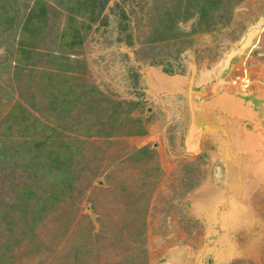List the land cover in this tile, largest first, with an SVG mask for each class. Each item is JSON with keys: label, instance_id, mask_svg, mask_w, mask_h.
I'll list each match as a JSON object with an SVG mask.
<instances>
[{"label": "rangeland", "instance_id": "374dc122", "mask_svg": "<svg viewBox=\"0 0 264 264\" xmlns=\"http://www.w3.org/2000/svg\"><path fill=\"white\" fill-rule=\"evenodd\" d=\"M72 1L0 17V261L264 264V0Z\"/></svg>", "mask_w": 264, "mask_h": 264}, {"label": "trees", "instance_id": "16d2710c", "mask_svg": "<svg viewBox=\"0 0 264 264\" xmlns=\"http://www.w3.org/2000/svg\"><path fill=\"white\" fill-rule=\"evenodd\" d=\"M5 2L3 3V11H0V17L2 18V19H4V16H6V18L4 19V21H5V23H11L10 25L12 26V24L14 23V17H10L9 15H7V12H5V10H6V7H7V5H8V0H4ZM89 0H73L72 1V3H71V5L70 6H68V9H72V7H73V5H75V4H77V3H81V4H85L86 2H88ZM95 2H96V0H94V2H93V4H95ZM2 8V7H1ZM30 18V17H29ZM67 84H68V81L66 82ZM80 86V85H79ZM88 89V91L89 92H96L95 91V89L94 88H92V87H88L87 88ZM78 91V89H75V88H73L72 86H69V85H64V96L62 97V99H61V103L59 104V105H56V104H51V106H50V111L52 112V115H56V117L58 116V117H61V118H63L62 120L63 121H67V119H70L72 116V112L75 110V109H77V99H79V98H83L84 97V95L85 94H83V93H81V92H77ZM97 103V101H95V100H88V103H87V107H85V109L86 110H88V109H92V108H95V104ZM21 111V113H24L23 111L24 110H20ZM115 112H116V117H118L117 116V110H114ZM54 112V113H53ZM26 116V114H23L21 117H18L17 115H16V113L13 111V113H11L10 115H8L9 117L10 116H14L15 118H18V119H23V121H25V116ZM24 116V117H23ZM63 121H59V122H57L56 123V125H58V124H60V123H62ZM87 122H89V126H87V127H85L84 126V124H86V123H79V125L77 124V127H78V129H80L81 131H83V133L85 134V136H87V137H90V136H94V135H100L101 134V129L99 130V131H97V132H95L94 131V126H96L98 123V120L97 119H95V118H91V121H87ZM114 124H118V122L116 121L115 122V120L113 119V121H112ZM24 122H21V123H19V124H23ZM35 123H33V125H34ZM32 125V124H31ZM32 125V126H33ZM25 127H28V126H25ZM46 127H48L47 125H45L44 126V129H46ZM114 128V127H113ZM50 132H56V130H55V128H51V127H48L47 128ZM100 132V133H99ZM136 132L137 133H141V132H143V129H142V127L141 128H139L138 130H136ZM111 134L112 133H108L107 135L108 136H111ZM45 141V140H44ZM43 140H41V141H36L34 144H33V146H41V145H44L45 144V142H44ZM147 152L148 151H146L145 149L143 150V152L142 153H146L147 154ZM51 154H49V156H50ZM48 156V157H49ZM4 262H6V261H0V264H7V263H4Z\"/></svg>", "mask_w": 264, "mask_h": 264}, {"label": "crops", "instance_id": "0c3cea01", "mask_svg": "<svg viewBox=\"0 0 264 264\" xmlns=\"http://www.w3.org/2000/svg\"><path fill=\"white\" fill-rule=\"evenodd\" d=\"M63 87H64V85H63ZM219 101V100H218ZM210 103L212 104H214V103H216V102H214L213 100L211 101L210 100ZM209 104V103H208ZM259 167H261L262 168V170H263V177H264V165H259ZM260 185V191H262L263 192V194H264V183L261 185V184H258V186ZM259 191V192H260ZM259 209V212L257 213L258 215H259V217L260 216H264V209H261V208H258ZM235 220L236 221H238L237 223H239V230H241L240 231V233H245L247 230H250V229H252V231H251V233H247V234H252L253 233V231H255L254 229H253V225L251 226V223L249 222L250 220H247L246 218H244L243 216H240V215H238V213H236L235 214ZM254 221V220H253ZM246 234V238L245 237H243L242 238V244H241V246L239 245L238 246V244H236L237 245V249H236V251L238 252L239 250H241V248L243 247V249L244 248H247V246L249 247V249L251 250V249H253L256 245H255V239H253V236H250V235H247ZM256 249V248H255Z\"/></svg>", "mask_w": 264, "mask_h": 264}]
</instances>
